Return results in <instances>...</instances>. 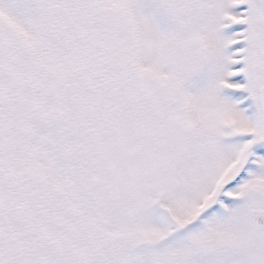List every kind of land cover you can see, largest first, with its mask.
<instances>
[{
    "label": "snow or ice",
    "instance_id": "snow-or-ice-1",
    "mask_svg": "<svg viewBox=\"0 0 264 264\" xmlns=\"http://www.w3.org/2000/svg\"><path fill=\"white\" fill-rule=\"evenodd\" d=\"M0 264H264V0H0Z\"/></svg>",
    "mask_w": 264,
    "mask_h": 264
}]
</instances>
